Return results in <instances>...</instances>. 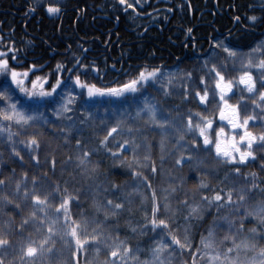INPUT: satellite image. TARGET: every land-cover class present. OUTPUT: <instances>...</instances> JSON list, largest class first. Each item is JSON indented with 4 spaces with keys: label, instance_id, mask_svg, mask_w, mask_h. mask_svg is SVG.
I'll return each instance as SVG.
<instances>
[{
    "label": "snow or ice",
    "instance_id": "1",
    "mask_svg": "<svg viewBox=\"0 0 264 264\" xmlns=\"http://www.w3.org/2000/svg\"><path fill=\"white\" fill-rule=\"evenodd\" d=\"M116 3L122 6L124 13L131 9L130 19L135 22L140 18L137 8L142 9L148 0H116ZM42 4L43 0H35L27 14L35 13ZM260 9L264 12V4ZM44 10L48 16L59 18L62 6L59 2L48 3ZM147 16L154 19L151 12ZM116 19L119 21V16ZM233 19L236 23L242 22L239 15ZM246 19L251 25L264 23V16L251 15ZM192 31L187 29L189 36ZM0 45L5 48L0 50V144L7 146L10 157L23 162L27 155L34 167L42 169V133L35 129L48 125L57 129L65 145L75 140L76 169L82 180H93L99 161L94 164L92 158L101 153L118 161L114 166L124 170L120 175L130 177V182L124 184H89L87 191L92 194L94 215L89 218L81 211L77 218L73 204L80 206L83 189L72 192L67 185L61 187L57 182H50L48 171L34 173L31 180L28 172H23L15 179L16 169L12 168L10 175L0 178V214L7 215L3 210L9 206L17 215L29 209L27 215L22 216L17 232L22 235L32 225L36 233L42 235L31 239L29 233L27 244H21L17 252L6 235V230H11V220L4 222L0 225V264H6L10 253L17 255L7 260V264H37L46 255L54 254L57 240L62 244L61 251L67 253L62 264H80L81 257L84 264H264V177L257 172H242L243 167L255 163L264 173V130L259 134L250 130V126L256 124L264 129V41L247 52L223 40L211 45L224 55L220 57L213 51L204 59L203 68L207 71L200 77L198 87L195 90L191 87V72L185 74L188 83L180 78L182 101L194 100L203 110L188 108L183 115L177 105L175 116L153 102L155 97L145 95L147 87L159 84L157 91L165 99L172 96L170 88L176 76L164 73L162 66H144L123 83L98 86L81 79L82 74L87 75L88 67L76 59L72 68L57 63L55 82L46 88L52 74L35 75L42 70L37 69L35 63L27 70L17 71L9 60L19 64L21 50L16 48L15 42L4 45L3 36H0ZM229 70L238 75L227 77ZM65 71L70 73L67 80L62 78ZM91 71L97 74V79H103L99 68L92 67ZM30 75L35 78L31 79ZM61 89L57 101L55 97ZM74 89L80 92L74 94ZM17 92L30 101L47 102L45 106L51 107L55 120H49L39 107L22 105ZM128 94H139L142 98L134 115L121 112L114 124L101 119L102 136L95 131L99 126H95L96 117L90 108L81 112L79 121L71 115L77 96L86 95L87 100L105 97L111 100ZM85 125L93 128L94 143L80 138ZM29 129L34 130L30 135ZM149 132L158 133L159 140L155 144V136L150 138ZM169 144L174 151L168 150ZM157 147L161 174H164L166 158L172 156L176 166L187 165L201 177L191 192L183 191L187 183L183 176L179 186L171 180L167 187L159 190L153 186L150 177L157 175L158 168L152 152ZM45 163L54 173L55 158L46 159ZM221 170L223 178L213 186L207 178ZM0 175H3L2 170ZM13 183L12 190L7 191ZM213 209L216 219L206 234L200 235L198 243L195 242L193 230ZM134 211L141 213V219L129 223V230L133 237H148L147 248L139 243L134 248L127 236L123 239L120 236L119 218L125 213L131 217ZM248 224L254 226L249 228ZM224 228L226 234L217 241L216 230ZM89 249L95 252L91 261L87 259ZM101 252L105 256L102 262L98 261Z\"/></svg>",
    "mask_w": 264,
    "mask_h": 264
},
{
    "label": "trees",
    "instance_id": "2",
    "mask_svg": "<svg viewBox=\"0 0 264 264\" xmlns=\"http://www.w3.org/2000/svg\"><path fill=\"white\" fill-rule=\"evenodd\" d=\"M56 2L62 6L59 18L48 16L44 10L48 3ZM34 3L35 0H23V8L17 11L16 0H0V36L4 37V45L10 46L15 42L16 48L21 50L19 64L9 60L10 64L17 68V71L27 70L31 64L35 63L37 69H42L36 71L35 75L52 74L49 85L45 86L48 88L55 82L57 63L72 68L75 60L79 59L82 64L88 67L87 75H81L82 80L96 83L98 86H115L118 82L123 83L129 80L138 69L144 66L150 68L162 66L164 73H172L176 76L170 88L172 96L165 99L162 93L157 91L160 87L159 84L147 87L145 95L149 98L155 97L153 102L158 103L166 111H171L173 116L176 115L177 105L183 115H186L188 108L193 111L203 110L194 100L191 103L182 101L180 78H184V82L188 83L185 74L191 72V87L193 90L198 87L200 77L204 76L207 71L203 68L204 59L213 51L219 53L220 57L224 55L219 49L211 47L217 40H223L226 44L242 52H247L257 43L264 41V23L251 25L246 19L251 15L264 16V12L260 9L264 0H150L149 4L143 7L140 18L135 22L130 19L131 9L128 13H124L122 6L118 5L116 0H43V4L37 7L35 13L27 14L29 5ZM164 4L173 9L168 13L167 19H165L166 15L151 12L155 7H162ZM205 10L212 11L213 14L206 11L205 14L199 16V13ZM149 12L153 14L154 19L147 16ZM236 15L241 17V23L234 21L233 18ZM117 16L120 18L119 21L116 19ZM151 24L154 26L148 27ZM145 28L148 30L145 31ZM188 28L193 30L191 36L188 35ZM183 30L189 39H205L204 42L197 44L200 51L196 52H200V55L193 54L191 49L188 53L182 51ZM1 31L7 34H3ZM84 49L87 51L85 52ZM0 50H5L3 45H0ZM92 67L99 68V76L103 79L96 78L97 74L91 71ZM75 74V72L71 73L72 76ZM35 75H30V78L34 79ZM69 75L70 73L65 71L62 78L67 80ZM236 75L238 73L231 70L226 73L229 78ZM205 78L207 79V77ZM62 91L63 89L58 90L55 97L57 101H59ZM79 92V89H74V94ZM16 95L22 105L39 107V110L44 112L49 120H55L51 114V107L45 106L47 102L30 101L18 92ZM141 99L139 94H128L124 98L111 100L107 97L87 100L86 95L83 98L77 96L71 115L79 121L82 118L81 112L85 108H90L96 117L95 126H99L95 127V131L102 136L101 119L106 120L109 124H114L121 112H129L134 115ZM232 102H235V99ZM56 123L60 124L61 122ZM250 130L259 134L264 129L256 124L250 126ZM13 131H16L15 127ZM33 131V129H29L28 134L30 135ZM35 131L42 133L40 137L42 169L34 167L27 155L23 162L11 158L7 146L0 144V152L3 153V156L0 157V161H2L0 170L3 171V175H0V178L10 175L12 168L16 169L15 179H19L23 172H28L29 180H31L34 173L48 171L50 182H57L61 187L67 185L69 191L72 192L83 189L80 206L77 207L73 204V213L77 215V218L81 211L89 218L94 215L92 194L87 191L89 184L93 182L100 185L107 182L117 184H124L125 181L130 182V177L119 174L124 170L114 166L118 164V161L114 162L103 153L99 157L92 158L94 164L99 161L98 171L93 180H82L76 169L78 150L75 147V140L72 139L65 145L57 129L48 125L35 129ZM148 134L150 138L155 136L154 144L159 140L158 133L149 132ZM80 138L85 141L92 140L94 143L93 128L85 125L83 136ZM168 150L174 151L171 144L168 145ZM174 155L178 154L174 153ZM159 157L158 147L154 148L152 158L156 161L158 173L155 177H150L153 186L159 190L162 187H167V182L170 180L179 186L180 177L183 176L187 180L183 191L191 192L201 177L196 172L190 171L187 165L183 168L176 166L172 156L166 158L163 164L164 174H161ZM52 158H55L56 161L54 173L49 170V164L45 163L46 159L50 161ZM242 172H257L261 177H264V173L260 172L255 163L243 167ZM223 175L224 171L221 170L218 174L211 175L207 179L213 186H216ZM13 187L14 183L9 186L7 191L10 192ZM173 206H175V201H173ZM133 207L135 209L136 205ZM3 211L7 215L0 214V225L11 220V230L10 232L6 230V235L13 242L17 252L21 244H27L29 233H31V239L40 238L42 233H36L32 225H29L22 235L17 232L22 216L27 215L29 209H25V212L20 215H17L11 206ZM140 219L141 213L138 211H134L131 217L127 213L121 216L119 218L120 236L122 239L127 236L129 243L134 248L138 243L142 248H147L148 237H133L129 230V223L134 224ZM215 219L216 213L213 209L211 214L205 217L203 223L198 224L193 230L195 242L198 243L200 235L205 233ZM253 226L254 224L247 225L249 228ZM223 231L226 232L223 229H217L216 236L222 237ZM61 249L62 244L57 240L54 254L51 257L46 255L42 261H37V264H62L67 253L62 252ZM16 255L17 253H10L7 260H12ZM94 256V250L89 249L87 259L91 261ZM104 258V253L101 252L98 261L102 262ZM184 258L188 259L187 255ZM80 264H84V257H81Z\"/></svg>",
    "mask_w": 264,
    "mask_h": 264
},
{
    "label": "flooded vegetation",
    "instance_id": "3",
    "mask_svg": "<svg viewBox=\"0 0 264 264\" xmlns=\"http://www.w3.org/2000/svg\"><path fill=\"white\" fill-rule=\"evenodd\" d=\"M149 1L150 0H148V3L147 4H145V5H148L149 4ZM22 4H23V0H16V10L17 11H20L23 7H22ZM169 7L167 6V4H164L162 7H155L154 9H159V11H154V9L153 10H151V12H154V13H161V14H163V15H166V17L168 18L169 17V12L167 11V9H168ZM137 10L141 13L142 11H143V8L141 9V8H137ZM208 12L209 14H213L212 13V11H209V10H205V11H202V12H200L199 13V16H202L203 14H205V12ZM198 16V17H199ZM150 26H154V25H149L148 27H150ZM156 28H157V30L160 32V29L157 27V25H156ZM1 30V29H0ZM145 30V29H144ZM3 34H7L6 32H4V31H1ZM182 36H183V39L181 40V42L183 43V45H182V51L184 52V53H188V51L191 49V51H192V53L193 54H195V55H200V52L199 53H197L196 51L198 50V51H200V49H198L197 48V44L198 43H200V42H204V38H187V36H186V32L183 30L182 31ZM165 51H168L167 49H164ZM169 52V51H168ZM162 56H166V55H162Z\"/></svg>",
    "mask_w": 264,
    "mask_h": 264
},
{
    "label": "rangeland",
    "instance_id": "4",
    "mask_svg": "<svg viewBox=\"0 0 264 264\" xmlns=\"http://www.w3.org/2000/svg\"><path fill=\"white\" fill-rule=\"evenodd\" d=\"M212 224H213V223H212ZM212 224H211V225H212ZM211 225H210V226H211ZM210 226H209V227H210ZM209 227H208V228H209ZM208 228H207V229H208ZM207 229H206V230H207ZM223 230H225V231H226V228H224ZM223 232H224V231H223ZM223 232H222V235H223L222 237H219V238H218V237L216 236V239H217V241H219V240H222V239H223V237H224V233H226V232H224V233H223ZM204 234H206V231H205V233H204Z\"/></svg>",
    "mask_w": 264,
    "mask_h": 264
}]
</instances>
